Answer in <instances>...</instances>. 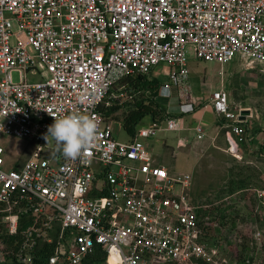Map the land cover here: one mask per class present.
<instances>
[{
  "label": "built area",
  "instance_id": "1",
  "mask_svg": "<svg viewBox=\"0 0 264 264\" xmlns=\"http://www.w3.org/2000/svg\"><path fill=\"white\" fill-rule=\"evenodd\" d=\"M190 53L264 70V0H0V264L223 261L201 225L192 176L171 172L145 142L183 131L182 120L151 119L119 141L106 115L141 94L127 79L160 66L161 91L182 95ZM203 107L223 121L228 153L243 158L249 129L225 88ZM70 113L87 115L98 131L97 146L74 159L44 138ZM193 131L205 139L203 124ZM6 137L33 145L19 165L7 164Z\"/></svg>",
  "mask_w": 264,
  "mask_h": 264
},
{
  "label": "rangeland",
  "instance_id": "2",
  "mask_svg": "<svg viewBox=\"0 0 264 264\" xmlns=\"http://www.w3.org/2000/svg\"><path fill=\"white\" fill-rule=\"evenodd\" d=\"M188 64L189 89L182 90L179 100L167 104V113H175L179 106L183 113L178 116L185 117L183 125H190L192 115L197 112L192 106L197 107L213 91L225 88L233 111L245 117L244 125L249 129L248 141L242 147L243 158L228 153L224 130L220 129L216 140L209 136L204 141H196L192 130L161 132L145 142L162 165L176 174L192 176L193 201L205 206L200 212L201 225L206 233L214 236V243L221 244L223 261L220 264H243V261L264 264V157L261 153L264 142V70L242 63L239 58L224 66L203 62L191 53ZM157 72L159 79L166 78L162 66ZM13 77L19 81L18 74ZM29 79L36 82L39 77L29 74ZM198 95L203 98L196 99ZM132 104L114 106L117 109L111 117L119 141L130 140L121 123ZM186 109L190 112L184 114ZM212 112V109L204 112L203 125L214 126ZM149 122L150 119H144L141 125L146 126ZM179 138L190 140L180 147ZM1 144L6 149L8 166L19 165L32 153L33 145L25 139L6 137ZM258 232L260 240L256 237Z\"/></svg>",
  "mask_w": 264,
  "mask_h": 264
},
{
  "label": "clouds",
  "instance_id": "3",
  "mask_svg": "<svg viewBox=\"0 0 264 264\" xmlns=\"http://www.w3.org/2000/svg\"><path fill=\"white\" fill-rule=\"evenodd\" d=\"M49 137L55 140L61 155L74 159L87 155L97 146V124L85 114H66L48 126L44 137L47 143Z\"/></svg>",
  "mask_w": 264,
  "mask_h": 264
},
{
  "label": "trees",
  "instance_id": "4",
  "mask_svg": "<svg viewBox=\"0 0 264 264\" xmlns=\"http://www.w3.org/2000/svg\"><path fill=\"white\" fill-rule=\"evenodd\" d=\"M128 88L136 91H141L137 97L136 102L132 104L131 110L125 115L122 126L130 136L134 135L136 128L146 118L151 117L153 120L162 121L166 117H176L167 113L166 107L156 102L154 98L158 94L161 82L157 79H149L148 76H137L129 78L125 81ZM165 107V108H164ZM117 108H110L106 113L111 116ZM263 151V147L261 149ZM201 212V211H200ZM207 237L214 239V236L207 233ZM215 240V239H214ZM50 254V249L45 251V256ZM243 264H246L243 261Z\"/></svg>",
  "mask_w": 264,
  "mask_h": 264
},
{
  "label": "crops",
  "instance_id": "5",
  "mask_svg": "<svg viewBox=\"0 0 264 264\" xmlns=\"http://www.w3.org/2000/svg\"><path fill=\"white\" fill-rule=\"evenodd\" d=\"M158 69V68H157ZM157 69H156V71L154 72V74H155V76L153 75H151V77L149 76L148 78L149 79H157V80H159L160 82H161V84H160V88H159V90H158V94L156 95V99H158L157 101L155 100V98H154V100L156 101V102H158V103H160L161 105H163V106H165V107H167V104H169L172 100H179V97L181 98L182 97V95L180 94V91L177 89V88H172V92H171V94H172V98H170L169 99V95H171L170 93H169V91L168 90H162L161 91V87H162V83L164 82V81H166V78H164V79H159V76H158V72H157ZM164 71V70H163ZM164 95H168V97H166V98H164L163 96ZM203 97L202 96H199L198 95V97L196 98V99H202ZM207 99H210V96L209 97H207ZM207 99H204V100H201V102H200V104H198L197 105V107L196 106H192V107H194L195 109L194 110H197V112L195 113V114H193L192 115V121L193 122H191V124L190 125H183V127H184V130L183 131H192L193 130V128L197 125V124H205L204 123V121H203V118H204V112H206V111H209L210 109H212V108H207V109H205L203 106H204V102L207 100ZM192 103H193V105H195L194 103H195V101H193L192 100ZM203 107V108H202ZM180 109V110H179ZM203 110H204V112H203ZM175 113H172V115H175L176 117H174V118H178V119H181V120H183V118H185V117H181V116H178V114L179 115H182V111L183 110H181V108L179 107V106H177L176 108H175ZM185 112H184V114L185 113H188V112H190V110L189 109H186V110H184ZM192 112V111H191ZM169 113V112H168ZM212 115H213V124H214V126H216L215 128H214V126L212 125V124H210V125H204L205 126V130H206V137H205V139L207 138V137H212V139H214V140H216L217 139V137L219 136V134L220 133H218V131H219V129L220 130H222L221 128H220V126H221V124L223 123V121H220L218 118H217V116H216V114L214 113V112H212ZM150 119L151 120V117H146L145 119ZM113 121V120H112ZM113 122H115V121H113ZM142 123V122H141ZM140 123V124H141ZM121 126H122V123H121ZM122 128H123V126H122ZM213 130L215 131V132H213ZM182 132V131H181ZM195 132V131H194ZM128 133V132H127ZM210 134H213V136H211ZM130 136V135H129ZM224 137V139H225V135L223 136ZM179 139H183V140H185V141H189L190 140V138L188 139H185V138H179ZM179 139H178V141H179ZM196 139V141H198L197 140V138H196V133H195V135H194V140ZM204 139V140H205ZM204 140H202V141H204ZM225 141H226V139H225ZM187 143V142H186ZM180 147H182V146H180ZM262 147H263V151L261 152L262 153V156L264 157V142H263V144H262ZM262 149V148H261ZM162 164V163H161ZM168 168V167H167ZM170 170V169H169ZM171 171V170H170ZM171 172H173V171H171ZM174 173V172H173Z\"/></svg>",
  "mask_w": 264,
  "mask_h": 264
}]
</instances>
